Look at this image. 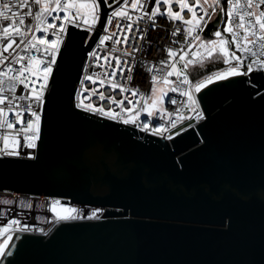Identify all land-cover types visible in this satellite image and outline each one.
<instances>
[{
	"label": "water",
	"instance_id": "95a60500",
	"mask_svg": "<svg viewBox=\"0 0 264 264\" xmlns=\"http://www.w3.org/2000/svg\"><path fill=\"white\" fill-rule=\"evenodd\" d=\"M99 5L87 43L86 31L68 32L35 159L0 156V191L104 211L23 232L2 264H264L263 71L196 93L206 119L170 143L81 111L76 86L109 12Z\"/></svg>",
	"mask_w": 264,
	"mask_h": 264
},
{
	"label": "snow or ice",
	"instance_id": "6c2138e0",
	"mask_svg": "<svg viewBox=\"0 0 264 264\" xmlns=\"http://www.w3.org/2000/svg\"><path fill=\"white\" fill-rule=\"evenodd\" d=\"M150 2L151 0H131L130 4L129 0H123L121 4L120 0H115L116 4H120L119 7L108 4L107 6L114 8V10L109 13L103 31L105 33L109 32L108 26L113 24L114 18L123 20L125 21L123 24L120 22L115 24V28L124 33L123 40L119 38L116 31H113L110 35H101L97 47L111 40L113 47H111L110 52L119 51L122 55L132 56L133 52L140 51L138 46L132 48L131 51H123L115 47V45H129V34H132L134 40H145V35L142 34L137 37L133 33L134 25L135 33L142 32L139 27L140 20H144L145 23L150 22L155 27L157 26L156 18L161 16L170 24H173L174 30L171 35L173 37L183 35L184 40L178 50L171 48L167 50L169 60L160 62L163 67H146V70L151 74L153 83L151 95L146 96L144 93H140L139 89L129 88L118 80L114 85L110 83L109 87L112 91L119 88L121 93H130V96L125 95L121 100H116L114 96L106 97L103 92H99L96 88H83L82 92L77 94L78 100L84 93H88L87 96H84V99L89 101H91L93 95L98 94L100 101L107 99L110 104H116L122 111L131 114L132 109L124 107V102L127 100L129 105L141 106V110L146 111L147 115L151 117L153 112L149 109L156 108L157 104L156 83L162 82L166 85H172L179 81L181 84L188 85V89L181 92V95H187L190 106L197 111L198 118H202V113L198 111V100L192 94L193 91L199 93L203 88L216 81L226 80L230 76L249 75L254 70V67L258 71H264V8L261 7L264 6V0H243V2L242 0H227V10L221 7V0H175V9L172 7L173 0H155V6L149 12L147 6ZM105 3L107 4V0H105ZM205 5L211 7L212 11L209 12ZM129 7L140 13L135 20L132 19L127 11ZM162 7L163 11H161ZM216 8H220L222 15L227 17V19L218 21L224 27L222 30L218 29L212 34L215 39H202L203 31L212 16L215 15ZM24 9H27V11H24ZM53 12H55V15H52ZM60 12L64 13L63 16L60 15ZM185 12L189 14L188 18L185 17ZM87 16L91 17L90 22L86 18ZM50 20L60 21V23L57 25L49 22ZM98 20L99 0H0V155H19L16 149L20 146L35 147L32 141L39 138V122L41 119L39 109L42 108L43 92L51 75L52 65L56 63L55 56L58 52L59 44L63 42L66 34V25L80 26L81 23H87V30L91 31ZM49 30H52L50 34L55 36V40L48 39ZM238 30H242V32ZM34 33H43V35ZM225 33L228 35L225 36ZM197 41H199L198 45ZM257 42H259L258 51L255 50ZM172 43L176 44L178 41L173 40ZM40 45H47V47L42 49ZM217 47L219 54H216ZM14 48L18 51L13 50ZM194 48L196 49L195 52H193ZM201 49H203V53H201ZM32 51H34V55H19V52ZM237 52L241 53V55H237ZM6 53L7 55H5ZM198 54L199 59H197ZM91 55L96 57V52H92ZM214 55L215 60L213 62H222L226 67L205 75L202 80L189 81L186 74L189 65L196 63L203 66L205 60H213ZM45 57H51V59H46ZM186 57L187 60L185 62ZM104 59L107 61L108 57L105 56ZM113 59L115 60V65H109L111 67L110 79H116V73L119 72L120 79L130 82L133 79L132 71L135 65L130 64L128 60L121 61L119 56L113 57ZM245 59H248L247 71H241ZM172 60L176 62L169 63ZM180 63H182V67L177 68V64ZM16 64H19L20 67H13ZM34 65L35 68L33 67ZM41 66L43 67L41 68ZM40 71L45 73V75L44 83L40 84L39 91L35 87L29 88V85L33 83L30 75H37ZM125 71L128 72L127 77L124 76ZM181 74H184L183 78H181ZM173 75L176 76V81L168 79V77ZM85 80H92V77L85 76ZM92 83L95 84L96 80H92ZM5 84L7 85L6 87ZM17 84L23 86L25 94H16ZM101 84L103 85V81H101ZM171 91L176 92L177 88L172 87ZM164 94L166 93H162V96ZM136 96H139L140 99L133 101L131 97ZM141 100H143V105L140 104ZM17 101L24 103H17ZM149 101H151V104ZM170 103L175 105L177 101L171 99ZM77 107L113 120L120 119L124 124H136L138 118L137 114V116L130 115V118L125 119L114 109L105 110L103 106L96 107L93 103L85 104L83 100H80ZM169 116L171 117L173 114L169 113ZM159 118L162 119L163 117ZM182 118L172 119L170 127L175 128ZM137 126L144 131H148L151 128V133L156 135H162L167 131L163 125L152 127L150 120L141 122ZM176 135H180V132H177ZM165 138L172 139V136ZM10 141L12 144L11 150L9 149ZM21 141L24 142L23 145H21ZM14 203L17 202L11 199L0 200V205L11 206ZM57 205H61L59 200L51 201L49 210L57 216L59 221L99 219L102 212V210H93L89 215L85 216L79 209L74 207L61 205L58 211ZM18 206L28 210L33 207L31 202L24 200L19 201ZM13 226L16 227L13 229ZM8 229L21 233L39 231L44 235L48 234L45 229H33L15 219L8 221L5 228L0 229V234ZM11 239L12 236L9 235L4 243H0V264H2V259L6 255L12 254L11 248L7 252L5 251L7 240Z\"/></svg>",
	"mask_w": 264,
	"mask_h": 264
},
{
	"label": "built area",
	"instance_id": "2783aa9c",
	"mask_svg": "<svg viewBox=\"0 0 264 264\" xmlns=\"http://www.w3.org/2000/svg\"><path fill=\"white\" fill-rule=\"evenodd\" d=\"M242 2H243V0H242ZM120 3L122 4L123 0H120ZM129 3L131 4V0H129ZM108 4H112V5H114V7L120 6V4L115 3V0H107L106 6ZM154 6H155V0H151V2L147 6V10L149 12H151V10ZM172 7L174 9L176 7L175 0H173ZM221 7H223L225 10H227V0H221ZM261 7L264 8V6H261ZM107 8L109 9V12L107 13V17H108L109 13L111 11H113L114 8H110L108 6H107ZM205 8L209 12L212 11V8L208 7L207 5H205ZM163 10L164 9L162 7L161 11H163ZM24 11H27V9H24ZM127 11L133 20H135L136 17L140 15V13L138 11H134L130 7L127 9ZM63 14H64L63 12H60L61 16H63ZM219 14L222 15L220 8H216L215 15L212 16L210 22L207 24V27L211 22H213L217 19ZM52 15H55V12H53ZM184 15L186 18H188L189 14L187 12H185ZM100 17H101V9H100V5H99V20H98L97 24L92 28L91 31L87 30L88 29L87 23H81L80 26L66 25V34L64 35L63 42L59 44L58 52L56 53V56H55L56 63L52 65V72L48 78L46 89L43 92L42 108L39 109L40 117H41L40 122H39V132H38L39 138L36 139L35 141H32L35 144V147L29 148V147L20 146L16 149L19 152V155H14V156L0 155V156L10 157V158L27 159V160L35 159V157L37 155L38 141L40 140L41 121H42V117H43V110H44L46 96H47V93L49 90V86L51 83L53 72L57 66V61H58L61 49L63 48L64 43L67 39L68 32H69L71 27H74L78 30L86 31L89 34L87 37V40H86V43H87L89 41V39L93 36V34L96 32V30L98 29ZM86 18L90 22L91 17L87 16ZM205 19H207V17H205ZM221 19H227V17L222 15ZM156 20H157V26H155V27H153V25L150 22L145 23L144 20H140L139 21V27L142 30L141 33H135V25H134L133 33L135 34V36L138 37V36L143 34L146 37L145 40H143V41L134 40L132 34H129V45H127V46L124 44L115 45V47H117L118 49H121L123 51H131L132 48H135L138 46L140 48V51L139 52H133L132 56L122 55L121 52H119V51L118 52H110L111 47H113L111 40L106 41L104 45H100L99 47H97V45L99 44V38H98V40L95 42L94 46L87 53V57L85 59L83 69H82V75H81V78H80V80L76 86V91H75L73 103H74V106L81 111H84V110H82V108L77 107V104L80 103V100H83V102L85 104L93 103L96 107L103 106L105 110L114 109L116 112L120 113L121 117H123L125 119L130 118V115L131 116H137V114H138L136 124H132V123L124 124L122 122V120H120V119L113 120V119H110L106 116L94 114L93 112L84 111V112H87L89 114L111 120L115 123L122 124L123 126L126 125L128 127H131L133 129L137 130L140 133H143V134H146V135L158 138V139H162L164 136L163 140L170 143L173 139H175L176 137L179 136V135H176L177 132H180V135H181V134L185 133L186 131L191 130L194 127L200 125V122H199L198 116H197V111L193 110L192 107L190 106V104L188 102L187 95H181V92H184L185 90L188 89V85L187 84H181L179 81H176L175 75L168 77L169 80L176 81L175 84L166 85V84H163L162 82L156 83L155 87H156L157 104H156V108H154V109L150 108L149 109L153 112V115L151 117H149L147 115L146 111L141 110V106H137L135 104L129 105L127 100H125V102H124V107L132 109L131 114L129 112L122 111L119 107H117L116 104H110L107 99H105L104 101H100L98 99V94L93 95L91 101L84 99V96H87L88 93H84V95L80 97V100L77 99V94L82 92L83 88H88V89L96 88L99 90V92H103L106 97L114 96L116 100H121L125 95L130 96V93H121L119 88H117L115 91H112V89L109 87V84L111 83L114 85L117 83L118 80L121 84H125L129 88L139 89V92L144 93L146 96L151 95V89L153 88V83H152V79H151V74L146 70V67L147 66L163 67V65L160 62L169 60L168 55H167V50L169 48L174 49V50H178L179 47L181 46V43L184 40L183 35L177 36V37H173L171 35V32L174 30L173 24H170L164 17L158 16L156 18ZM49 22L56 23L57 25H59V23H60V21H51V20ZM106 22H107V20H106ZM117 22H120L123 24L125 21L118 20L117 18H114L113 24L111 26H108L109 32L105 33L102 29L100 31V36L101 35H110L111 32L116 31L119 35V38L121 40H123L124 33H121L118 29L115 28V24ZM105 26H106V24H105ZM207 27L205 28V30L203 31V34H202V39H205V40L215 39V37L212 35L213 29H217V30L221 29L222 30L224 25L219 23L217 28H213L211 30V36L210 37L206 36ZM143 30H146V31H143ZM51 31L52 30H49L48 39L49 40H55V36H52L50 34ZM238 31L242 32V30H238ZM34 34L43 35V33H34ZM224 35L227 36L228 34L225 33ZM113 39H115V37H113ZM229 39H230V37H229ZM173 40H177L178 43L173 44L172 43ZM198 44H199V41H197V45ZM21 47H23V46H21ZM40 47L43 49L44 47H47V45H40ZM232 47L234 48V46H232ZM13 50L18 51L15 48ZM255 50H257V51L259 50V42H257ZM195 51H196V49L194 48L193 52H195ZM92 52H96V57H92V55H91ZM201 53H203V49H201ZM34 54H35L34 51H32V52H19V55H24V56L34 55ZM216 54H219L218 47L216 50ZM236 54L241 55V53H239V52H237ZM5 55H7V53ZM105 56L108 57L107 61L104 59ZM116 56H119L121 61L128 60L130 64L135 65V67L133 68V71H132L133 79L130 82H128L124 79H120V73L119 72L116 73V79H110L111 67H109V65H115V60L113 59V57H116ZM133 56H134V59H133ZM213 57H215V55ZM45 58L51 59V57H45ZM197 59H199V54L197 55ZM186 60H187V57L185 59V62H186ZM206 61H208V60H205V62ZM175 62H176L175 60L169 61V63H175ZM233 63H235V62L233 61ZM247 63H248V59H245L244 66L241 68V71H247V67H246ZM196 65H200V64L194 63L192 65H189L188 69L186 70V74L188 76V79L191 82L197 81V80H193L190 76V69ZM224 66L226 67V65H224ZM13 67L19 68L20 65L16 64V65H13ZM33 67L35 68V65ZM42 67L43 66H41V68ZM180 67H182V63L177 64V68H180ZM166 70H170V69H166ZM254 71H258V70H256L254 67L253 72ZM263 73H264V71H263ZM9 75H11V73H9ZM26 75H29V74H26ZM44 75H45V73H43L42 71L38 72L37 75H30V79L33 81V83H31L29 85V88L35 87L39 91L40 84L44 83ZM127 75H128V72L125 71L124 76L127 77ZM183 75L184 74H181V78H183ZM85 76H91L92 80H96V83L93 84L92 80H85ZM202 79L203 78L198 79V80H202ZM101 81H103V85L101 84ZM6 86L7 85L5 84V87ZM172 87H176L177 91L172 92L171 91ZM162 93H166V94H164L162 96ZM16 94L17 95L25 94L22 85L17 84V93ZM192 94L195 95L196 99L198 100L197 95L194 91ZM131 98L133 99V101L140 99L139 96L131 97ZM171 99H175L177 101V103L175 105L171 104L170 103ZM17 103H24V102L17 101ZM149 103L151 104V101H149ZM140 104L143 105V100H141ZM177 110H179V111H177ZM198 111L202 113V119L205 120L206 116L204 114V111L201 107L199 100H198ZM169 113H172L173 116L170 117ZM161 116L163 117L162 119L159 118ZM177 117H183V118L179 120V122L177 123L175 128L170 127L172 119H175ZM188 117H191V118L188 119ZM149 120L151 121L152 127H158L160 125H163L167 129V131L164 132L165 135H164V133L162 135L152 134L151 128L148 131H144V130H141L140 127L137 126V125L141 124V122H148ZM182 129H183V131H181ZM167 136H172V139L165 138ZM23 143L24 142L21 141V145H23ZM11 147H12V144L10 141V144H9L10 150H11ZM5 199H11L17 203H14L11 206L0 205V229H4L5 226L7 225L8 221L13 220V219L19 220V221H21V223L23 225H28L31 228L39 227V226H48L55 219L57 221H59L57 216H55L53 214V212L49 210L50 203L52 201V196H44V195H37V194H30V193H16V192L0 191V200H5ZM21 200H24L26 202H31L33 205L32 209L28 210V209L20 208L18 206V202ZM68 204L71 207L79 209L83 213V215H85V216L89 215L93 210H102V212L100 214V218H101L102 213L104 211L102 208L95 207V206H86V205H81L78 203H71V202H69ZM82 220H87V219H77V220H72V221H82ZM93 220H98V219H93ZM59 222H65V221H59ZM15 227L16 226H13V229ZM21 234H22L21 232H14L12 229H8L7 231H4L2 234H0V243H4V241L7 239V237L9 235H11L12 239L7 240V244H6V245H8V248H9L11 246V244L16 240V238L18 236H20Z\"/></svg>",
	"mask_w": 264,
	"mask_h": 264
},
{
	"label": "trees",
	"instance_id": "16d2710c",
	"mask_svg": "<svg viewBox=\"0 0 264 264\" xmlns=\"http://www.w3.org/2000/svg\"><path fill=\"white\" fill-rule=\"evenodd\" d=\"M214 60L215 57H213V60L206 61L200 73L198 75H192L191 78L193 80H198L204 78L205 75L211 74L214 71L222 70L225 67L222 62H213Z\"/></svg>",
	"mask_w": 264,
	"mask_h": 264
},
{
	"label": "rangeland",
	"instance_id": "374dc122",
	"mask_svg": "<svg viewBox=\"0 0 264 264\" xmlns=\"http://www.w3.org/2000/svg\"><path fill=\"white\" fill-rule=\"evenodd\" d=\"M215 31H217V29H213V33H214ZM204 65H205V64H203V66H204ZM203 66H201V65H196V66L192 67V68L190 69V76H192V75H198V74L200 73V71L203 69Z\"/></svg>",
	"mask_w": 264,
	"mask_h": 264
},
{
	"label": "bare ground",
	"instance_id": "6f19581e",
	"mask_svg": "<svg viewBox=\"0 0 264 264\" xmlns=\"http://www.w3.org/2000/svg\"><path fill=\"white\" fill-rule=\"evenodd\" d=\"M7 249H8V245H5V251H7Z\"/></svg>",
	"mask_w": 264,
	"mask_h": 264
}]
</instances>
